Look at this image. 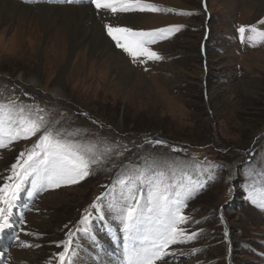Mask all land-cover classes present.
<instances>
[{
  "label": "rangeland",
  "instance_id": "1",
  "mask_svg": "<svg viewBox=\"0 0 264 264\" xmlns=\"http://www.w3.org/2000/svg\"><path fill=\"white\" fill-rule=\"evenodd\" d=\"M145 2L176 11L112 19L141 30L182 25L151 45L160 60L133 63L107 36L109 16L97 17L93 4L84 16L111 43L110 52L123 55L124 69L138 74L120 78L118 66L112 70L110 64L113 81L107 83H97L94 74L77 75L75 53H66L53 67L44 42L37 53L29 51L28 40L14 37L20 19L0 24V100L19 98L39 105L59 122L57 127L79 129L74 139L98 143L101 150L105 142L112 147L92 174L75 185L43 192H35L30 182L24 185L12 216L15 225L0 233V264H59L56 253L63 248L57 245L69 232L74 234V264H119L121 253L114 250L122 242L119 221L113 214L98 216L90 205L125 166L143 167V158L198 161L199 168L188 172L204 185L183 209L191 219L182 227L188 234L198 233L196 239L170 246L175 255L157 264H264V209L258 206L264 191L258 180L245 183L250 165L264 166V42L252 46L247 31L241 42L238 31L241 25L264 29L258 23L264 19V0ZM21 70L40 72V85L20 80ZM59 78L65 88L62 96L52 91ZM37 138L0 148V184L19 152ZM86 209L92 212L88 231L78 232L85 227L80 221ZM107 247L112 248L106 254Z\"/></svg>",
  "mask_w": 264,
  "mask_h": 264
},
{
  "label": "snow or ice",
  "instance_id": "2",
  "mask_svg": "<svg viewBox=\"0 0 264 264\" xmlns=\"http://www.w3.org/2000/svg\"><path fill=\"white\" fill-rule=\"evenodd\" d=\"M56 2L80 3L81 0ZM91 4L99 13L117 18L133 13L176 11L173 8L162 9L145 0H91ZM180 14L192 15L182 10ZM258 23L264 24V19ZM181 27L182 25H170L151 30H134L122 25L118 19L114 23L104 24L107 36L114 41L115 47L131 57L133 63L138 59L140 63L160 60L162 57L151 45L167 39ZM238 31L241 42L245 39L246 31L249 33L247 39L253 42L252 46L256 42H264V29L256 25H241ZM0 95H3L2 90ZM58 123L39 105L24 104L19 98L0 100V148H8L13 142L38 136L30 148L19 152L15 163L8 170L10 174L0 184V233L14 227L12 216L26 183L30 182L35 192L57 189L62 185H75L90 176L93 166H99L111 154L112 147L107 142L101 150L98 143L74 139L79 134V129L69 131L57 127ZM154 143L166 142L156 140ZM143 159V167L125 166L111 187L90 205L98 216L113 214L119 221L117 232L122 233L119 264H157V261L175 255L170 246L188 244L198 235L196 232L186 233L182 225L191 219L183 213V209L187 207L186 200L197 188L202 190L204 186L200 181H194L188 172L189 168L196 171L200 162L166 158ZM256 180L264 191V166L250 165L245 183ZM250 200L253 204L257 203L251 197ZM258 206L264 209V202ZM91 219L92 212L86 209L80 221L85 227L79 228L78 232L86 233ZM73 235L69 232L67 239L57 245L63 248L56 253L59 264H74ZM21 246L32 245L22 243Z\"/></svg>",
  "mask_w": 264,
  "mask_h": 264
},
{
  "label": "bare ground",
  "instance_id": "3",
  "mask_svg": "<svg viewBox=\"0 0 264 264\" xmlns=\"http://www.w3.org/2000/svg\"><path fill=\"white\" fill-rule=\"evenodd\" d=\"M0 6V24H8L6 20L11 22L15 18L20 19L14 37L19 40H28L30 42L29 51L32 53H37L38 45L44 42L46 44L45 55L51 57L50 62L53 67L63 62L66 53H75L76 62L73 68H77V75L83 76L87 73L91 77L94 74L97 78H92L97 80V83H107L111 80L110 64L112 70L115 68L114 65L118 66L120 71L117 75L120 78L129 79L138 75L135 69L129 67L124 69L126 66L123 55L118 56L119 54L115 55L113 52L112 54L109 47L111 43L109 44L104 37L102 38L101 30L95 27V23L88 24L85 20L84 16L93 6L91 3L76 6L75 4L54 5L43 2L30 5L22 0H0ZM100 56H104L105 59L102 60ZM17 77L36 86L41 83V73L36 70L30 73L21 70ZM52 91L56 95H64L65 88L61 78L57 79Z\"/></svg>",
  "mask_w": 264,
  "mask_h": 264
}]
</instances>
